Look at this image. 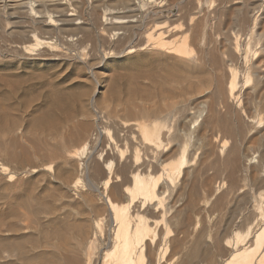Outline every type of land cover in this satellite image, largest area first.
Here are the masks:
<instances>
[{
  "label": "bare ground",
  "instance_id": "1",
  "mask_svg": "<svg viewBox=\"0 0 264 264\" xmlns=\"http://www.w3.org/2000/svg\"><path fill=\"white\" fill-rule=\"evenodd\" d=\"M195 4L191 0H0V42L6 41V36H11L13 52L26 59L57 61L73 57L93 61V69L103 68L108 60L128 61V67L135 63L141 65L139 62L142 61L144 65L147 61H172L175 66L194 76L202 69L204 55L200 53L193 62L189 60L193 47L201 46L200 50H204L209 42L203 39V47V40L196 41L195 25L182 29L180 24L172 21L179 15L186 16L184 14L193 10V7V16L201 12V3ZM174 8L177 13H173ZM217 12L214 10L212 13L216 15ZM250 16L249 11L235 16L237 22L249 28L246 29V35L226 32L221 26L230 34V49L226 51V58L235 56L238 69L225 68V82L215 72L212 89L208 92L209 98L198 101L193 113L187 112L183 98L171 102L172 97L170 102H165L163 95L168 96L170 93H155L157 86L161 88L162 83L166 82L165 77H162L165 82L160 78L164 73L160 77L156 76L159 78L156 82L155 75L154 78L150 76L143 79L149 84L142 81L140 86L144 90L150 87L145 90L148 96L144 94L143 98L136 96L139 93H134L132 81H127L125 72L124 99L117 96L120 91L117 94L114 92L116 95L111 101L106 100L107 97L103 100L100 98L105 110L94 115L88 112L89 107L81 105L84 113L79 109L80 114H85V118H81L79 123L75 119L77 123L64 131L71 118L66 114L69 123L61 127L64 132L59 129L60 124L52 123L51 118L45 115L30 124L24 121L23 124L27 126H24L21 135H17L15 129L22 124L23 119L17 116L8 119L0 117V154L12 161L26 162L30 157L28 152L24 153L26 150L22 139L27 136H31L33 143L37 147L40 145L43 151L42 156L39 154V164L35 166L27 164L29 167L14 166L9 169L7 164L0 162V182L5 183L6 189L18 193L25 186L23 179L27 176L34 179L41 177L43 181L59 179L63 188L56 196L32 194L29 198L25 197L27 195L24 199L19 195L14 198L16 204L24 202L30 208L35 220L29 221L35 226H22L19 224L20 218L12 217L15 221L7 229L8 234L6 237L0 235V264H264V167L263 171H258L253 166L257 171L251 174L250 182L255 187L249 186L254 190L247 191L245 188V191L237 187L233 202L225 209L222 196L208 205L213 192L206 184H210L212 179L210 181L205 177L209 169L200 171L204 164V167L217 169L220 158L218 155V162H215L214 154H219L218 150L227 152L230 145L223 137L224 132L221 135L223 138L219 140V137L212 141L208 139L207 132L221 126L227 128L218 112L217 96L225 93L228 102L242 106L251 99V103H254L256 98L253 95L256 93L252 94V91L257 88H260L259 92L263 91L264 77L257 72V54L252 56L250 49L251 36L256 33V19ZM189 20L195 19L190 16ZM201 32L206 35L205 29ZM226 33L225 36H229ZM256 36L255 39L259 37ZM251 47L254 51V46ZM217 56L221 58L223 55ZM227 62L223 63L227 65ZM165 73L169 74L168 71ZM168 80L171 88L180 87L176 75ZM98 91L95 88V96ZM255 105L251 108H255ZM256 107L259 108V105ZM48 118L50 121L46 122L50 123L43 125ZM263 118L261 121H264ZM198 119V128L191 132L189 125H195ZM4 134H13V138L10 137L9 141L5 138L7 141H4ZM193 134L195 141L191 143ZM33 150L37 151L34 147ZM198 151L205 161L211 155H214L213 160L207 159L206 166L204 159H201L204 164L198 159L201 158L199 154L197 157ZM255 151L261 156L262 152L257 151V148ZM237 152L239 150L236 151L234 147L230 148L223 159L224 163L220 159V163H223L221 168L228 171L230 180L237 173L233 170L238 159ZM253 152H250V158L254 157ZM251 154H247L248 158ZM77 159L78 163L75 161ZM196 160L202 163L198 165L200 169L191 171L194 163L199 164ZM238 161L237 166L240 159ZM254 161L250 159V163ZM220 170L215 172L219 173ZM240 171L243 172L241 166ZM72 240L74 243L71 244ZM5 253L10 260L4 257Z\"/></svg>",
  "mask_w": 264,
  "mask_h": 264
},
{
  "label": "rangeland",
  "instance_id": "2",
  "mask_svg": "<svg viewBox=\"0 0 264 264\" xmlns=\"http://www.w3.org/2000/svg\"><path fill=\"white\" fill-rule=\"evenodd\" d=\"M191 1L195 6H196L195 3H198V2L203 4V5L199 4L200 7L203 6L202 7L203 9L201 8L202 10H201V12H199L200 14L196 13V14H194L196 17L193 16V11H194V7H193V10H189L187 12L188 15L184 14L187 17L183 16V15H181V16L179 15L176 18L177 20L175 19L176 21L174 20L172 22H174L175 24H180L182 26L181 27L182 29L195 25L196 26V32H197V33H195V35L198 36V37L195 36V37H197L196 41L197 40L202 41L204 39V40H208V42H209V44L206 45V47H204V40H203L202 45L204 47V50H200L199 47H201V46H194L193 47L194 51L190 55L189 60H191L193 62L195 60V58L198 55H200V53L202 55H204V62H203V66L201 67L202 69H199L196 72V75H194V76L189 75L186 71L180 69L177 65H176L177 66L176 67L174 63H171L172 61H163L162 63L160 62L161 64L157 63V62L155 63V61H150V63H149V61H147V63L145 65L142 61L141 63L139 62V64H141V65H138V63H135L134 64L135 66L132 65L133 67L132 66L128 67V61L123 62V60H108L103 68L93 69L94 67H91L92 66L91 63L93 64V61H91V60L86 61V60H82V59L77 60L73 57H72V59L71 58L65 59V60L60 59L57 61L56 60L55 61L54 60H37V59H33V58H28V59L21 58L18 55V53H14L12 50L14 48H12V45H10L11 44L10 41L12 40L10 38L11 36L4 35V36H6L5 37L6 41L0 42V117L4 116V117H7L6 119H8V118H12V117L17 116V117H20L23 119V120L21 119L22 120V124H20L21 126L19 125L20 127H22V126L23 127L20 128L19 126H17L15 129L14 133H17V135L22 134V130L23 129L25 130L24 126H27L26 124H30L36 118H39V117L45 116V115H48L51 118V119L48 118L47 120H45V122L52 120V123L60 124L61 126L58 125L60 130H62L61 127L64 124L66 125V122H67V124L70 122L65 127V130L63 129L64 131H66L70 126H73L77 122L79 123L80 121H82V120H80L81 118L82 119L85 118V114H82V115L80 114V110L82 108L81 105L84 104L86 107H89V108H87L88 112L92 113V115H94L98 111L100 112V111L105 110V109H103L102 104H101V102L104 98L107 97L106 100L111 101L112 98H114L115 95L120 91V93L117 96L119 98H121V100L124 99V91H125L124 88H126V86H124L125 84L123 82V80H124L123 74L125 72L127 74V76H126L127 81H128V79H129V82L132 81L131 84H133L132 90L134 89L133 90L134 93L135 94L143 93L140 96H139V94L136 95L137 97H142L144 94L147 95V93L145 92V90L147 88L145 87V90H144V87L140 86L141 85L140 83L142 81H144L143 79L145 77L151 76L150 78H154V75H155V78H157V79H154V80L156 82L159 79L158 77L161 76L160 78L163 81L166 79V82L164 81L165 83H162V85H161L163 88L165 86V88L163 90L162 87H161L162 88L161 89V88H159V86H157V91L154 90L155 93L157 92L158 94H160V93H163V91H165L164 93L168 92L167 94L170 93V95H168V96L166 94H165L166 96L163 95L165 97V102H170V99L172 97H174V98L171 99V102L172 101L174 102V99L176 101L179 98H183L185 105H186V108H187V112L193 113L196 111V103L198 101H201V100L203 101V100H205V98L206 99L209 98L210 94L208 92L212 89V80H213V76L215 75V72L218 75V77L221 76L223 82H225V80H226L225 74L227 71L226 69H228V68L238 69V64H237L238 61L236 62L237 59L235 56H233L231 58H226V51H228L230 49V42H229L230 41V34H228L226 32H229V33L231 32V33H236V34L238 33L240 35H242V34L246 35L247 30L249 29L246 27L247 25L245 26L242 23L237 22L238 15L240 13H243L244 11H249V16L252 14L251 15L252 17L251 16L250 17L256 19V21H255L256 22V24H255L256 30L254 29L256 31V33L254 32L255 34L253 33L254 35L251 36L253 39L252 40L250 39V49H251L252 56H254L253 55L254 53L257 54V57H256V60L258 63V64L256 63L257 72L259 73L260 76L264 77L263 76L264 75V59H263L264 56L262 55V54H264V48H262V47H264V36H263L264 35V2H263L264 0H239L240 2L238 0H223V2H222V0H218V1L217 0H212V1L211 0H191ZM195 1H197V2H195ZM201 1H203V2H201ZM205 2H207V3L205 4ZM209 2L211 3V5H209L210 4ZM251 3H254V4H251ZM257 3H260V5L258 6ZM242 6L245 7V8L243 7L245 10L243 8L239 9V7H242ZM248 7H250V9ZM254 7L257 9V11ZM214 8H216V9H214ZM246 8H247V10H246ZM258 8L261 10H259ZM232 9L234 10L235 13L233 12ZM238 9H239V12H238ZM253 9H254V11H253ZM214 10H216V12L218 11L216 13V15L212 13ZM220 11H222L223 13ZM232 12H233V14H231ZM173 13H177L176 8L173 9ZM234 14H236L237 17H235L236 15H234ZM190 16L193 17L195 20H192L191 22H189ZM207 17H208V19H206ZM205 20L208 23H205L206 22ZM226 22H228V23H226ZM222 23H223V25H222ZM226 24H228V25L226 26ZM230 24H232V25L230 26ZM256 25H257V27H256ZM221 26H223V28L225 29L226 32L224 31V29H222ZM211 27H212V29H211ZM227 27L230 29H228ZM202 29H205L206 35L201 34ZM241 29L242 30L244 29V30L241 31ZM262 31H263V33H261ZM211 33H213L212 34L213 37H212ZM225 33H226V35H229V36L226 37ZM256 34H257V36H256ZM259 34H261V35H259ZM222 35H224V38ZM255 36L256 37L259 36V37L255 39ZM262 36H263V38H262ZM210 37L213 40L215 39L216 42L215 41L213 42V40H210L211 39ZM218 38H220V39H218ZM218 40L220 41V43L223 42V40H224V42L220 44ZM256 40L259 41V43L256 42ZM217 41H218V44H217ZM253 41H255V43H257V44H255ZM251 46H254L253 47L254 51H252ZM222 47H224V48H222ZM260 53L262 56H260ZM217 54L218 55L220 54V56L221 55H223V56L221 58H218ZM215 56H217V57H215ZM213 59L216 61H213ZM229 59H232V60H229ZM233 59L234 60L236 59V60L233 62ZM205 61H207V62H205ZM218 61H221V62L217 63ZM227 61H229V62H227ZM230 61L235 63L237 66L233 63H230ZM223 62L224 63L227 62V65H225L226 63L224 64ZM163 63H165V64H163ZM171 64H173V65H171ZM125 66H127V67H125ZM209 66H210V68H209ZM218 67H219V69L221 68L220 71H219ZM177 68H179L182 71H180ZM167 71L169 72V74L165 73ZM93 72H95V74ZM182 73H184V74H182ZM220 73H221V75H219ZM156 74H158V75H156ZM160 74H163L164 76L160 75ZM175 75L177 77H179L180 87L173 88V86H172V88H171V85H169L170 82L168 79H170V77L175 76ZM156 76H158V77H156ZM162 77H165V79ZM98 81L100 84L98 83ZM144 82L148 83L147 80H145ZM95 84H96V86H95ZM181 84H183V85H181ZM207 86H209V88ZM135 87H137L136 88L137 90L135 89ZM95 88H97L99 90L98 92L101 94L98 93L95 96V94L93 93ZM109 89H111V90H109ZM141 89H143L144 92ZM148 89H150V87ZM170 89H171V91H170ZM257 89L255 91H252V94L258 93L260 95L259 96L257 94L260 98L256 94L253 95V96H255V98L257 100H259V101H257L256 99H254L255 101H257V105H259V108L256 107L257 105H255L256 104L255 101H254L255 104L251 103L252 99L248 102H244L242 104V106H237L236 103L232 104V103L227 101L225 93L219 94L216 98V102L217 103L219 102V104H218L219 115L221 116V118H223V125H225V126L227 125V128H223L221 126V127L214 129L212 132L211 131L207 132L209 135L208 139L210 141L217 139V137H219L218 140L223 138V137H224V139H227L228 144L232 145L234 147V149H236V151L239 150L240 153L237 152V155H236V157L238 158V159H236V164H238L237 162H239L238 160L240 159V164H242V165L239 164L237 166L235 164V166H234L235 169L233 168V170H234V172L236 171L237 173L235 172L236 173V175H235L234 172H232L235 175V177L233 176L232 179L230 180L229 173H227L228 171L225 169H222L221 164L224 163L223 159L226 158V156L228 154V150L230 148H233V147H231L229 145V149L227 150V152L226 151L223 152V151H220L217 149L218 150L217 153H219V154H214L215 156L213 155L215 162H218L216 159V157L218 158V155H219V158L221 159V161L223 162V163L222 162L220 163V159H218L219 160V162H218L219 166L217 169H215L213 167H208V168L204 167L205 166L204 163L208 162L207 159L213 160L212 155H211L212 158H211V156H209V158H206V161H205V159L202 158L200 151H198V153H196L197 157H199V155L201 156V158L200 157L198 158V159H200V161H201V159H204V163L202 162L203 160L201 161L204 165H201L202 163L200 164L199 160L198 161L196 160L199 164L194 163L190 168V169H192L191 171H195V170L198 171L200 168H202V170H200V171H205V170L209 169V171L207 170V172H206V175L208 174L209 176L205 175V177H206V179L208 177V180H210V181L212 179L210 184L209 183L206 184L211 188V191L213 192L212 197H210V199L208 198L209 199V204L207 203L208 205L217 201L219 196H222V198H221L222 203H223L222 205H224L223 209H225V207H227V205L229 206L233 202V199L236 195L235 194L236 189L238 190V188H239V189L245 190V188H247L246 189L247 191L254 190L253 188L255 186L253 185V183H251L252 182L251 176L254 175L255 171H257V170L259 171V169L261 170L264 167V159L262 158V155H264L263 150H262V149H264V146H263V143H264L263 142L264 141V127H263L264 121H261V119L264 117V106H263L264 100H262V99H264V86H262V89H261V91L263 90L262 92H259L260 88H257ZM160 90H162V91H160ZM111 91L113 92L114 95H112ZM133 91H132V93H133ZM102 93H103V95H102ZM105 94H107V95H105ZM248 94L250 95V93H248ZM98 95H100V96H98ZM176 95H177V97H176ZM102 96H104V97H102ZM108 97H109V99H108ZM144 97L145 96H143V98ZM244 98H245V95H244ZM93 99L94 100L96 99L97 103H95L96 101L93 102L92 101ZM100 100H101V102H100ZM260 100H262V101H260ZM98 101L100 102V104ZM259 102H260V104H259ZM261 102H262V105H261ZM245 104H247V107H244ZM96 105H97V107H95ZM254 105H255V108H253V109H254L255 113H253L254 111H252L253 109L251 108V107H254ZM97 108H98V110H97ZM101 108L103 110H101ZM238 108L239 109L242 108L243 110H241V109L239 110ZM249 108H251V109H249ZM94 109H96V110H94ZM228 109H230L228 112L225 111ZM248 110H250L251 113H250V111L248 112ZM257 110L259 111V113L257 112ZM234 111H236V112H234ZM237 111H239V112H237ZM81 113H84V112L81 110ZM249 113H250V115L248 116ZM66 114L68 116L70 115V117L72 118V119L70 118V121L66 119ZM72 115L76 116V117L73 118ZM203 116L200 118V120L203 118ZM246 116H248V117H246ZM252 116L255 118V120ZM242 118H243V121H242ZM248 118H250V121ZM75 119L76 120L78 119L77 122ZM71 120H72V122H71ZM73 120H74V122H73ZM200 120L197 121L195 123V125H194V123L189 125L191 132H194L195 129L198 128V126L200 124ZM263 120H264V118H263ZM23 122L26 124H23ZM47 123L49 124L50 122L43 123V125L47 126L48 125ZM249 123H251V124L249 125ZM261 130L263 132H261ZM222 133L224 136L222 135ZM261 133H263V134H261ZM226 134L230 137V140ZM4 135L2 136V139H4V141H7L5 138H7L8 141H9V139L11 140L10 137L13 138V136H12L13 134H4ZM215 135H216V138H215ZM218 135H220V136H218ZM221 135L223 137H221ZM225 135L227 138H225ZM261 135H263V136H261ZM25 138H27L28 141H27V139H26V141H24ZM25 138L22 139L23 140V146L25 145L24 149L26 150V152H24V153L27 154V152H28L27 155H28V158L30 157V159H27V160H29V161L32 160V162L31 161L29 162L27 160H26V162L24 161L25 163L24 162H18V161H12V160L8 159L7 157L3 156L2 154H0V162L5 164V165L7 164L6 166H8L9 169H12L14 166H17V167L25 166V165L30 166L31 164H32L31 166H35V165L39 164V162H38L39 158H40L39 154L41 156L43 154L42 153L43 151L40 148V145L37 147V145H35V143H33V139L31 138V136L30 137L27 136ZM193 138H194V134L190 138L191 143H194V141H195V138L194 139ZM261 138H262V140H260ZM57 140H59V139H57ZM257 140L259 141L260 144L258 143ZM26 142H28V143H26ZM24 143H26V144H24ZM30 143H31V145H29ZM53 143L55 144V142H53ZM259 145H261V146H259ZM33 147H34V149L37 150L36 152H35V150H33ZM256 148H257V151L262 152L261 156H259L260 153H258V152H257L258 154L255 153ZM28 149H29V151H28ZM242 149H244V150H242ZM30 150L33 152H31ZM250 152L251 153L253 152L254 157L250 158L252 156V154ZM243 153H244V156L247 154H251V155L248 158V155L244 157ZM29 154H30V156H29ZM31 154H33V155L31 156ZM84 156H86V155H84ZM242 156H243V158H242ZM257 156L259 158L261 157L262 159L256 161L257 159H259ZM244 158H246V159H244ZM253 158H255L254 159L255 161L252 160ZM248 159H249V161H246ZM250 159H251V161H254L255 164H254V162L250 163ZM34 160H35V162H34ZM36 160L38 163L36 162ZM75 161L78 163L79 159H77ZM244 161H246V162H244ZM33 162H34V165H33ZM257 162H259L260 164ZM20 163H22V164H20ZM262 163H263V166H261ZM17 164H19V166ZM245 164H246V166H245ZM198 165H201L202 167L198 168L199 167ZM206 166H207V163H206ZM240 166H241V170L243 172L240 171ZM242 166L244 169L242 168ZM253 166L256 167L257 170H256V168H253ZM259 166H260V168H259ZM204 168H205V170H203ZM219 170L221 172H219V173L215 172V171H219ZM212 171L215 173L213 176H211L213 174ZM222 171L225 172V174ZM230 171H232V169H230ZM261 171H263V169ZM209 172H211V173H209ZM252 173H253V175H251ZM255 174H256V172H255ZM216 175H219V176H216ZM212 177H215V178H212ZM29 178H31L32 182L30 181ZM37 178L38 177H36V179H34L32 176L25 177L23 179L25 186L22 188V190L18 191V193L12 189H9V188L6 189L7 186L5 187V183L0 182V235H2V237H6V235L8 234L7 229L9 228L10 224L15 221V219L12 220L13 219L12 217L20 218L21 220L19 219V221H21V222H19V224L22 226H26V224H27V226H29V225L35 226L34 224H31L35 219L32 216V214H30V211H29L30 208L27 207L26 204H24V202L21 204H16L14 201V198L21 196L24 199L25 195L28 196V197L25 196L26 198H29L32 194H34L35 196H41V197L43 196V194H47L48 196H54V195L56 196L59 194L60 191L63 190L59 179H58L59 181L58 180L56 181L54 179L53 180L54 182H53L52 179H49L48 181L47 180L43 181L41 179V177H39L38 179ZM228 178L230 181L228 180ZM40 180H42V181H40ZM234 180H235L236 184L233 182ZM231 182H233V184H231ZM244 183H245V185H244ZM222 184H223V186H222ZM34 185H35V187H34ZM249 185L253 186V188L251 189V186H249ZM227 186H229V187H227ZM242 186H244V187H242ZM25 190H27V191H25ZM29 190H31V192ZM29 192H30V194H28ZM51 192H53V194ZM224 195H226V196H224ZM9 202L11 204H9ZM29 217H30V219H29ZM207 218L210 219L211 217L207 216ZM215 218L216 217L214 216V219ZM29 220H32V222H30ZM28 221L30 222V224L28 223ZM70 243L72 244V243H74V241L72 240V241H70ZM3 255L5 258L7 257L6 259H8V260L11 259L6 253Z\"/></svg>",
  "mask_w": 264,
  "mask_h": 264
}]
</instances>
